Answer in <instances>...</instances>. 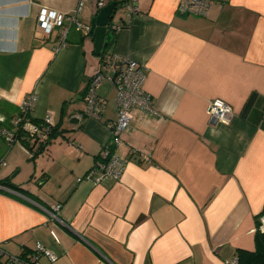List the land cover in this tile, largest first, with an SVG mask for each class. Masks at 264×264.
Here are the masks:
<instances>
[{"label":"crops","instance_id":"obj_1","mask_svg":"<svg viewBox=\"0 0 264 264\" xmlns=\"http://www.w3.org/2000/svg\"><path fill=\"white\" fill-rule=\"evenodd\" d=\"M178 1L137 0L128 20L114 17L123 26L109 49L145 66L156 113L132 108L112 147L128 159L120 178L94 182L86 172L102 161L116 89L98 87L99 118L74 117L101 57L76 26L62 46L57 29L46 36L37 23L42 7L68 13L82 2L89 24L94 0H0V126L13 128L32 92L31 115L57 126L34 156L0 134V180L13 186L0 188L8 254L26 259L39 241L58 256L42 264H230L254 248L264 218V0H214L205 15L178 12ZM214 98L232 107L231 123L209 119ZM54 204L63 223L42 208ZM0 264L26 263L3 255Z\"/></svg>","mask_w":264,"mask_h":264},{"label":"built area","instance_id":"obj_2","mask_svg":"<svg viewBox=\"0 0 264 264\" xmlns=\"http://www.w3.org/2000/svg\"><path fill=\"white\" fill-rule=\"evenodd\" d=\"M115 1L117 8L113 17L107 23V32L114 36L123 26L122 22L114 19L115 15L123 12L122 20L138 12L137 0H94L95 12L107 3ZM214 4V0H179L177 5L178 12L182 14L194 13L205 15ZM82 11V2H79L74 9L68 13H61L50 10L46 7L40 8L37 15V23L41 31L49 36L53 30H58V41L60 45L65 44L68 31L72 26L88 33L90 24L82 23L79 15ZM146 68L143 64L137 62L129 56H120L111 49H106L101 56L99 66L90 75L87 80L84 94V109L82 113L75 114L74 117L81 119L83 116L99 118L103 110V102L98 98L97 90L101 82H108L116 89L115 110L116 117L108 121L106 126L109 132V139L103 144L101 150L102 161L97 162L87 172L86 177L92 178L94 182L111 177L120 178L122 171L127 163V158L120 156L112 150L113 146L123 143L122 134L126 130L129 120L133 116L132 108L139 107L147 112L156 113L153 108L151 96L142 88L145 79ZM37 96L34 92L27 94L19 103V114L11 119L12 129L0 126V134L4 136L7 143L11 146L17 139V131L21 130L32 136L37 141L47 138L53 125L49 114H46L41 120L35 121L31 112L36 103ZM206 113L211 121L221 124H229L235 117L232 107L220 98H214L208 101ZM4 121L0 117V122ZM145 159L148 156L143 155ZM4 164V159L0 157V166ZM0 188H6L0 183ZM31 200V199H30ZM48 213L51 221L63 223L59 217L60 204L42 207ZM259 230L264 231V218ZM7 255L13 262L23 261L26 264H42L41 256L46 257L50 262L57 259V255L48 250L39 241L35 242L32 253L22 259L19 256L8 254L0 246V257ZM237 258L230 261V264H236Z\"/></svg>","mask_w":264,"mask_h":264},{"label":"trees","instance_id":"obj_3","mask_svg":"<svg viewBox=\"0 0 264 264\" xmlns=\"http://www.w3.org/2000/svg\"><path fill=\"white\" fill-rule=\"evenodd\" d=\"M107 38L109 42H108V46L106 49L110 48V46L114 42V36L109 35ZM104 51H102L99 54L100 57L102 56V53ZM34 120L39 121L36 119ZM51 128H52L51 132L49 133L47 138L44 139L43 141L41 140L37 141L36 139H33L32 136L29 135L28 133L18 130L17 131V135H18L17 141L22 143L28 149V151L31 152L34 156L38 152H40L46 146L47 143H49L52 140L54 131L57 129V126L52 125ZM0 183L4 185H8L10 188H13V186L7 181V179H1ZM261 215H264V209H262L258 217ZM257 226H259V219H257ZM236 258H237L236 264H264V231L259 230V227H257L256 230L254 231V248L253 249H245V248L237 249Z\"/></svg>","mask_w":264,"mask_h":264},{"label":"water","instance_id":"obj_4","mask_svg":"<svg viewBox=\"0 0 264 264\" xmlns=\"http://www.w3.org/2000/svg\"><path fill=\"white\" fill-rule=\"evenodd\" d=\"M117 5L115 1L107 3L93 15L89 21L90 28L88 33L93 37L94 53L99 55L108 46L107 23L113 17Z\"/></svg>","mask_w":264,"mask_h":264},{"label":"rangeland","instance_id":"obj_5","mask_svg":"<svg viewBox=\"0 0 264 264\" xmlns=\"http://www.w3.org/2000/svg\"><path fill=\"white\" fill-rule=\"evenodd\" d=\"M0 151H2V146H1V148H0ZM2 153V152H1ZM2 166V165H1ZM2 168V167H1Z\"/></svg>","mask_w":264,"mask_h":264}]
</instances>
